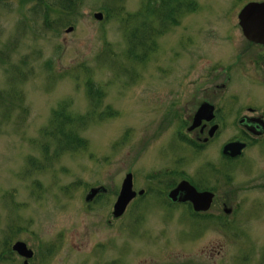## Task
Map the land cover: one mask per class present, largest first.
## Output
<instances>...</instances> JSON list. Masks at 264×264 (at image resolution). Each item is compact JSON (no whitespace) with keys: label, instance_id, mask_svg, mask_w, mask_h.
<instances>
[{"label":"rangeland","instance_id":"374dc122","mask_svg":"<svg viewBox=\"0 0 264 264\" xmlns=\"http://www.w3.org/2000/svg\"><path fill=\"white\" fill-rule=\"evenodd\" d=\"M248 1L186 0L173 19L146 18V0L0 9V264H264V151L235 163L222 152L241 107L264 103L259 47L238 26ZM228 93L236 103L213 142L180 145L171 111ZM178 170L213 192L208 208L166 197ZM127 172L145 192L114 217Z\"/></svg>","mask_w":264,"mask_h":264},{"label":"flooded vegetation","instance_id":"af4514ba","mask_svg":"<svg viewBox=\"0 0 264 264\" xmlns=\"http://www.w3.org/2000/svg\"><path fill=\"white\" fill-rule=\"evenodd\" d=\"M13 1L16 2L17 4H20L22 0H0V9L6 10L7 7L5 8H2V7L7 6L9 2H13ZM27 1L33 2L36 0H27ZM259 1H264V0H259ZM238 26H239V23H238ZM239 28H240L242 35L248 41L253 42L255 46L259 47L257 50L258 52L254 54L252 57V61H253L252 68L254 69V66L256 63L257 67L264 74V43H259V42H255V41L248 39L243 34L240 26ZM218 65H219V68L222 67L221 64H218ZM209 70L213 71L212 68ZM221 87L224 88L225 87L224 84H222ZM228 94L229 95H227L225 98L224 97L221 98L223 94H220L218 95V97H216V99H213L210 97L196 99L195 103H193L192 108L188 111L187 110L180 111V113H179V109L171 111L172 113L169 115H171L172 117H175V121L174 120L172 121L175 124L173 137L177 139L180 145L183 146L186 144H192L195 147H199L201 144L213 142L217 133L221 131V129L225 128L224 126L225 117L223 115L225 104L232 105L236 103L235 96L231 95L230 93ZM12 97L18 98V102L21 101V96L19 93L18 95L16 94V95H13ZM260 105L261 106H256V105L253 106V105L245 104L244 106L241 107V110H239V112L235 115L239 117L235 122H237V124L239 125L240 131L238 132V134H235L232 138L224 141L222 143V146H224L226 143L233 142V141H238L240 143H243L244 146L241 148V151L239 154H235L236 156L224 153L223 156L227 159L226 161L228 163L237 162L238 160H240L241 158L245 156L246 149L255 147L257 144H260L262 146L261 148H258V149L261 150V152L264 151V103ZM201 107H202V110L200 111ZM247 111H250L251 113L245 114V112ZM213 127L216 128V131L214 133H213L214 131ZM180 172L182 171L178 170V174L179 176H181L182 180H180L178 183L171 185L169 186V188H167L166 193H165L166 197H167V193L171 191L172 189H174L183 180L189 181V184H192L193 187L198 192L211 191L210 189L205 188L204 186L193 184L190 181V179L192 180L191 177L189 179L185 177L184 174L181 175ZM132 186H133V180H132ZM209 187L212 189L211 186ZM139 190H143V193L145 192L144 189L140 188L138 190H135L136 195L143 194V193L138 194ZM211 193L213 192L211 191ZM97 195L98 194H96L95 196ZM95 196L92 198V200L95 198ZM169 200L172 203L183 202V201H179V199L177 200V199L169 198ZM187 204H191V203H187ZM190 206L192 207V205ZM236 207L237 206L235 205V208Z\"/></svg>","mask_w":264,"mask_h":264},{"label":"water","instance_id":"95a60500","mask_svg":"<svg viewBox=\"0 0 264 264\" xmlns=\"http://www.w3.org/2000/svg\"><path fill=\"white\" fill-rule=\"evenodd\" d=\"M96 18H101V12L94 14ZM238 23L243 34L250 40L264 43V1H250L247 2L238 12ZM72 27H69L71 30ZM202 107L200 108V111ZM215 127V126H214ZM213 127V128H214ZM243 143L233 141L226 143L223 147V152L229 155L239 154ZM106 188L102 185L91 187L85 195V201H91L92 198L99 192H105ZM143 190H139L138 194H142ZM136 192L132 188V175L127 172L121 181L120 189L116 199L112 205V215L114 217L120 216L127 203L135 196ZM212 193L208 191L198 192L187 181H181L174 189L167 193L171 199H179V201H189L194 210L200 211L208 208L211 202ZM120 199V200H119ZM117 200H119L118 203ZM12 249L19 255L26 258L31 256V249L27 248L23 241H15ZM26 263V261H25Z\"/></svg>","mask_w":264,"mask_h":264},{"label":"trees","instance_id":"16d2710c","mask_svg":"<svg viewBox=\"0 0 264 264\" xmlns=\"http://www.w3.org/2000/svg\"><path fill=\"white\" fill-rule=\"evenodd\" d=\"M186 0H166L164 3H161L160 0H146V4H145V15L147 16L146 18L149 17L150 14H153L156 12L157 8H160L161 10H164V14H160V16L164 17V18H175L173 16H175L176 14L182 13L181 9L182 7V3L185 2ZM69 4V2L67 3ZM66 4V5H67ZM64 8H67V6H65ZM165 8H168L167 10ZM188 9V8H187ZM156 15V14H155ZM164 20V19H163ZM133 31H137L136 28L133 29ZM131 38H135V35H131ZM149 49H146L145 51L149 52ZM137 58L139 59V57L137 56ZM86 87L88 88H92V84L91 82L86 84ZM89 93H91V97H93L92 95V91H89ZM64 112V110H63ZM63 112L62 110H58L55 111L54 114L51 115L52 118L50 121V125L51 128L55 127L60 121L63 120ZM67 116H65V120H67ZM67 128H71V127H67ZM75 143L79 144L80 147L82 148L84 146V138L78 139L76 141H74Z\"/></svg>","mask_w":264,"mask_h":264},{"label":"bare ground","instance_id":"6f19581e","mask_svg":"<svg viewBox=\"0 0 264 264\" xmlns=\"http://www.w3.org/2000/svg\"><path fill=\"white\" fill-rule=\"evenodd\" d=\"M120 200V199H119ZM119 200H117V202L116 203H118L119 202Z\"/></svg>","mask_w":264,"mask_h":264}]
</instances>
